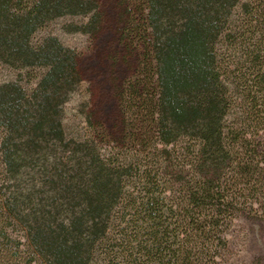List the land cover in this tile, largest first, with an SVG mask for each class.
Wrapping results in <instances>:
<instances>
[{"label":"trees","instance_id":"1","mask_svg":"<svg viewBox=\"0 0 264 264\" xmlns=\"http://www.w3.org/2000/svg\"><path fill=\"white\" fill-rule=\"evenodd\" d=\"M96 9L0 0V62L43 68L28 93L0 81V264H224L233 219L264 201V0H146L161 147L132 171L91 134L66 135L77 55L32 37L64 15L87 18L67 31L90 32ZM222 39L241 52L234 67Z\"/></svg>","mask_w":264,"mask_h":264},{"label":"rangeland","instance_id":"2","mask_svg":"<svg viewBox=\"0 0 264 264\" xmlns=\"http://www.w3.org/2000/svg\"><path fill=\"white\" fill-rule=\"evenodd\" d=\"M95 1L97 22L92 31H67V26L87 18L64 15L46 22L32 37L53 35L77 55L81 80L63 104L66 135L91 134L102 156L132 171L161 147L154 132L157 85L146 0ZM249 15L250 10L237 6L231 18L242 24ZM229 42L233 41L222 39L216 44L222 56L234 50ZM240 53L236 48L229 57L233 67L243 58ZM42 71L41 67L19 70L0 62V81L17 80L28 93ZM231 110L227 121L232 120ZM259 198L260 203L254 202L248 214L239 213L227 230L224 264H264V201Z\"/></svg>","mask_w":264,"mask_h":264}]
</instances>
